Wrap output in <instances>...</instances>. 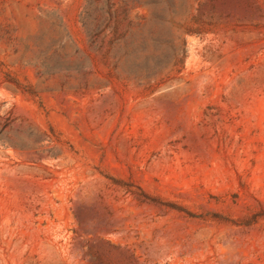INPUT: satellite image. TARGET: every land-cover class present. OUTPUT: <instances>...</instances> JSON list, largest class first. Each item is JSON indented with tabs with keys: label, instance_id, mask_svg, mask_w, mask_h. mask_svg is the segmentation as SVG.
<instances>
[{
	"label": "rangeland",
	"instance_id": "1",
	"mask_svg": "<svg viewBox=\"0 0 264 264\" xmlns=\"http://www.w3.org/2000/svg\"><path fill=\"white\" fill-rule=\"evenodd\" d=\"M0 264H264V0H0Z\"/></svg>",
	"mask_w": 264,
	"mask_h": 264
}]
</instances>
